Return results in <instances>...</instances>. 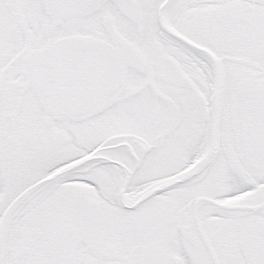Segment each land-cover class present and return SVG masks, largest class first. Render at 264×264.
I'll return each instance as SVG.
<instances>
[{"label": "snow or ice", "instance_id": "obj_1", "mask_svg": "<svg viewBox=\"0 0 264 264\" xmlns=\"http://www.w3.org/2000/svg\"><path fill=\"white\" fill-rule=\"evenodd\" d=\"M0 264H264V0H0Z\"/></svg>", "mask_w": 264, "mask_h": 264}]
</instances>
